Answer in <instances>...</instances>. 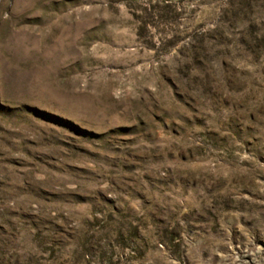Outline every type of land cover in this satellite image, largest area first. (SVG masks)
<instances>
[{
    "label": "rangeland",
    "instance_id": "374dc122",
    "mask_svg": "<svg viewBox=\"0 0 264 264\" xmlns=\"http://www.w3.org/2000/svg\"><path fill=\"white\" fill-rule=\"evenodd\" d=\"M0 264H264V0H0Z\"/></svg>",
    "mask_w": 264,
    "mask_h": 264
}]
</instances>
